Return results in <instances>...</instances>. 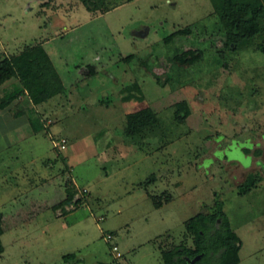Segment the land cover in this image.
I'll list each match as a JSON object with an SVG mask.
<instances>
[{"label":"rangeland","instance_id":"1","mask_svg":"<svg viewBox=\"0 0 264 264\" xmlns=\"http://www.w3.org/2000/svg\"><path fill=\"white\" fill-rule=\"evenodd\" d=\"M88 2L0 0V61L42 46L66 92L29 111L38 135L13 121L26 95L0 110V264H110L109 232L130 264H164L218 201L239 264H264V34L226 46L211 0ZM145 108L156 124L129 136Z\"/></svg>","mask_w":264,"mask_h":264},{"label":"trees","instance_id":"2","mask_svg":"<svg viewBox=\"0 0 264 264\" xmlns=\"http://www.w3.org/2000/svg\"><path fill=\"white\" fill-rule=\"evenodd\" d=\"M89 11L88 0H79ZM213 8L226 31V46L232 45L238 49L246 39L264 34V0H211ZM264 53V39L262 42ZM184 63V59H180ZM15 79L9 91L0 100V110L7 108L14 100L26 95L33 106L42 105L56 96L65 95V86L57 73L53 62L42 46L29 48L22 53L0 61V85ZM31 114L35 111L31 109ZM127 134L135 136L154 126L157 118L151 109L145 108L127 116ZM32 131L40 133L43 122L39 117H29ZM247 151V150H246ZM249 152V150L247 151ZM153 182V178L146 181ZM249 182L247 187H251ZM85 194V193H83ZM70 193L64 201L72 200ZM159 208L160 204H155ZM184 229L193 238V247L175 246L171 250L161 251L164 264H187L186 259L202 255L196 264H239L241 240L231 229L229 219L223 212V203H215V212L209 215L199 213L184 223ZM111 233V232H109ZM112 234V233H111ZM2 229L0 227V255L4 249L1 243ZM72 259L74 255H66Z\"/></svg>","mask_w":264,"mask_h":264},{"label":"built area","instance_id":"3","mask_svg":"<svg viewBox=\"0 0 264 264\" xmlns=\"http://www.w3.org/2000/svg\"><path fill=\"white\" fill-rule=\"evenodd\" d=\"M54 148L59 152L64 151L66 149V140L64 138L59 139L54 143ZM82 193H86V190H83ZM103 240L108 245V250L112 257L110 264H130V261L120 252L117 244L114 243V236L111 233H105Z\"/></svg>","mask_w":264,"mask_h":264},{"label":"crops","instance_id":"4","mask_svg":"<svg viewBox=\"0 0 264 264\" xmlns=\"http://www.w3.org/2000/svg\"><path fill=\"white\" fill-rule=\"evenodd\" d=\"M21 97H24V96H21ZM29 100V99H28ZM29 102H30V100H29ZM19 103V104H18ZM11 104H17V105H22V109L24 108V106H25V103L24 102H22L21 100H19V99H16V100H14ZM10 104V105H11ZM30 104H31V102H30ZM9 105V106H10ZM39 106H41V105H39ZM32 107H38V106H33L32 104H31V106H29V109H28V111H27V113H25V114H19L18 112H16V113H14L13 114V121L15 122V123H23L24 121H26L25 122V127L26 126H28V128H29V130H30V132H31V134L32 135H38V134H40V133H38V134H35L33 131H32V128H31V125H30V122H29V116H28V113H29V111H31V109H32ZM9 108L10 107H7V108H5V109H3V112L4 111H8L9 110ZM23 111L25 112L26 111V109H23ZM6 116V115H5ZM23 116V117H22ZM25 119V120H24ZM8 121L10 120V119H7ZM24 120V121H23ZM6 122V121H5ZM5 122H4V125L3 126H5ZM9 122H11V120L9 121ZM52 147L54 148V141L52 142ZM161 207V206H160ZM44 208H48L47 207V205L44 207ZM158 209V208H157ZM2 237V236H1ZM4 252V251H3ZM2 255V254H1ZM69 255H71V254H69ZM72 255H74V257L72 258V259H70V261H76V256H75V254H72ZM160 256H161V251H160ZM78 260H83V256H80L79 258H78Z\"/></svg>","mask_w":264,"mask_h":264},{"label":"water","instance_id":"5","mask_svg":"<svg viewBox=\"0 0 264 264\" xmlns=\"http://www.w3.org/2000/svg\"><path fill=\"white\" fill-rule=\"evenodd\" d=\"M202 255H198L196 257H194L193 259H186V263L187 264H196L200 259H201Z\"/></svg>","mask_w":264,"mask_h":264}]
</instances>
